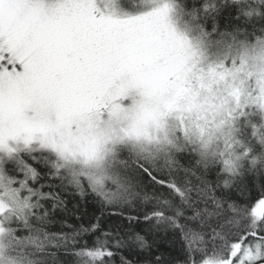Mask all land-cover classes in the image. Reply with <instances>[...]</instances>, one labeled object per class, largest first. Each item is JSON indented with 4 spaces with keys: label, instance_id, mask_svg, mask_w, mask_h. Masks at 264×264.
Masks as SVG:
<instances>
[{
    "label": "snow or ice",
    "instance_id": "snow-or-ice-1",
    "mask_svg": "<svg viewBox=\"0 0 264 264\" xmlns=\"http://www.w3.org/2000/svg\"><path fill=\"white\" fill-rule=\"evenodd\" d=\"M0 264H264V0H0Z\"/></svg>",
    "mask_w": 264,
    "mask_h": 264
}]
</instances>
